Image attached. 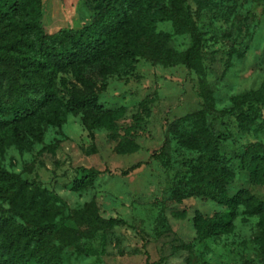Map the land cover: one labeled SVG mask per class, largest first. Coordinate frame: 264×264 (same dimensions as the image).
I'll use <instances>...</instances> for the list:
<instances>
[{
  "label": "rangeland",
  "instance_id": "rangeland-1",
  "mask_svg": "<svg viewBox=\"0 0 264 264\" xmlns=\"http://www.w3.org/2000/svg\"><path fill=\"white\" fill-rule=\"evenodd\" d=\"M106 1L41 0L43 28L47 35L77 30ZM179 10L197 30L202 56L191 69L140 58L132 71L108 78L99 102L115 112L117 135L108 138V131L98 129L90 139L80 116L67 114L60 128H44L40 144L23 140L20 149L0 147L1 168L28 184L15 199L9 196L17 185L0 191V216L30 229L51 224L48 245L59 246V264H264L259 217L243 206L227 232L196 239L195 214L210 217L224 208L205 198H183L185 183L201 184L193 173L197 152L169 136V148L158 153L169 124L199 111L204 92L215 112L206 116L213 144L231 173L228 190L245 189L264 201V183L236 160L246 146H264V0H183ZM156 30L170 35L172 52L191 46L170 22ZM61 78H72L66 73L56 79L57 96L65 101ZM121 137L138 150L117 154ZM82 169L100 174L76 192L71 187ZM95 217L123 224L90 236Z\"/></svg>",
  "mask_w": 264,
  "mask_h": 264
},
{
  "label": "trees",
  "instance_id": "trees-1",
  "mask_svg": "<svg viewBox=\"0 0 264 264\" xmlns=\"http://www.w3.org/2000/svg\"><path fill=\"white\" fill-rule=\"evenodd\" d=\"M182 1L107 0L79 29H60L47 35L41 22V0H0V147L20 149L23 140L40 144L44 128H60L67 114L80 116L90 139L98 129L108 131V138L117 135L115 112L105 110L99 102L108 78L132 71L140 58L163 68L183 65L191 69L202 56L195 26L180 14ZM165 22L171 23L174 34L189 36L188 49L179 53L168 49L170 35L156 30L158 23ZM66 73L72 80L60 79V86L67 89L63 101L56 93V79ZM30 92H36L38 97L30 98ZM201 98L204 103L199 111L169 124L158 150L167 151L171 136L178 147L197 152L193 173L201 184L185 183L183 198H205L224 208L210 217L195 214L196 239L227 232L238 206H243L246 214L259 217L258 231L264 239V201L245 189L233 193L228 190L231 173L220 160L206 122V116L215 112L204 92ZM239 117L243 122L247 120L246 116ZM120 139L117 154L138 150L132 140ZM236 160L264 183V146L248 145ZM82 171L83 176L71 190L77 192L91 186L100 174L94 169ZM16 185L18 191L12 192L9 199L23 195L28 184L0 166V191L10 192ZM91 224L96 228L90 236L94 231L122 225L123 221L95 217ZM53 229L51 224L30 229L0 216V264H59V246L48 245Z\"/></svg>",
  "mask_w": 264,
  "mask_h": 264
}]
</instances>
